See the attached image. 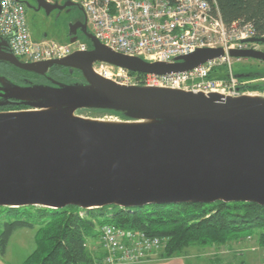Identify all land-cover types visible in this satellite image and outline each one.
Here are the masks:
<instances>
[{
  "label": "water",
  "instance_id": "water-1",
  "mask_svg": "<svg viewBox=\"0 0 264 264\" xmlns=\"http://www.w3.org/2000/svg\"><path fill=\"white\" fill-rule=\"evenodd\" d=\"M35 4L46 16L72 5L80 10L69 0ZM63 23L68 42L79 40L76 24ZM81 37L88 40L84 53L39 63L20 62L0 40V63L15 70L46 76L65 68L79 74L67 81L51 77L46 85L23 81L24 86L0 75V107L27 109L0 112L1 208L217 202L264 207V95L230 98L126 85L93 71L102 63L130 74L166 76L221 58L220 49H202L172 64L151 63L112 52L86 30ZM246 42L264 46V38ZM229 54L264 63L261 50ZM237 77L264 78L254 72ZM87 111L111 113L115 120L79 116Z\"/></svg>",
  "mask_w": 264,
  "mask_h": 264
},
{
  "label": "built area",
  "instance_id": "built-area-1",
  "mask_svg": "<svg viewBox=\"0 0 264 264\" xmlns=\"http://www.w3.org/2000/svg\"><path fill=\"white\" fill-rule=\"evenodd\" d=\"M69 1L85 15L91 35L116 54L172 64L178 57H187L202 49L222 51L221 58L187 72L144 75L147 82L139 85L206 95L216 93L230 98L264 95V78L237 77L244 72H236L234 63L243 59L229 54L260 50V45L246 42L259 36L248 22L237 20L226 25L208 0ZM0 40L6 41L9 52L24 63L62 60L73 52L88 50L87 44L79 40L58 44L31 39L25 7L17 0H0ZM93 71L118 83L137 84L131 81L127 71L110 65L96 63ZM99 232L102 264H142L161 252L165 243L162 239L147 238L143 233L123 232L110 226H103Z\"/></svg>",
  "mask_w": 264,
  "mask_h": 264
},
{
  "label": "trees",
  "instance_id": "trees-1",
  "mask_svg": "<svg viewBox=\"0 0 264 264\" xmlns=\"http://www.w3.org/2000/svg\"><path fill=\"white\" fill-rule=\"evenodd\" d=\"M208 2L218 10L226 25L242 20L252 25L257 36L264 37V0ZM53 71L60 81L79 77L77 72L72 77L61 69ZM254 74L264 76V71L258 70ZM129 75L142 76L134 73ZM18 109L27 110L25 107ZM113 115L124 118L119 114ZM103 226L162 239L165 241L162 251L151 257H156L155 260L181 257L187 248L219 247L233 240L248 238L254 232H257L259 245L264 248V207L254 203H183L125 209L109 206L91 210L70 206L56 210L0 207V257L5 256L11 235L25 228L35 229L36 248L22 264H102L101 251L90 250L87 242H98L99 231Z\"/></svg>",
  "mask_w": 264,
  "mask_h": 264
},
{
  "label": "rangeland",
  "instance_id": "rangeland-1",
  "mask_svg": "<svg viewBox=\"0 0 264 264\" xmlns=\"http://www.w3.org/2000/svg\"><path fill=\"white\" fill-rule=\"evenodd\" d=\"M23 1V0H22ZM30 2V0H27ZM58 3L63 2L65 0H55ZM28 13V14H27ZM27 24L28 28L30 29L31 36L34 40L38 42V40H47V41H54L58 44H66L68 43L69 39L67 38V26L63 23L65 21L66 16L64 14L59 15L57 12H53L47 17L43 16L42 13H38L36 16L32 12H27ZM69 18L73 20H81L83 18V14H81L80 10L77 7L71 9L70 13L68 14ZM88 31L91 34V29L88 27ZM45 35V39L44 36ZM79 41L86 42L88 44V40L85 37H81V35H77ZM260 49L264 50V46L260 45ZM258 62L246 59L242 60L239 63H234V70L236 72H256L261 70L259 68ZM122 73V72H121ZM125 75L124 73H122ZM131 81L137 84H143V82H147L146 77L143 75L141 77H137L135 75H131ZM76 78H79L76 76ZM80 117L83 118H92V119H102L104 121L115 120L114 117H109V115H103L100 113H94L91 111L81 112L79 113ZM25 237H28V234L24 232ZM20 234V233H18ZM257 232H254L252 236H248V238H244L242 240H233L229 243L219 246V247H207V248H187L185 253H187L188 263L190 264H264L263 259V251L262 248L258 243V237L256 236ZM20 236V235H17ZM23 236V235H21ZM19 237H15L12 239L11 244L8 246V253L7 262L13 264V260L10 261L9 258H12V255H16L18 248L20 246L19 241L24 243L23 239H18ZM26 240V239H25ZM12 245V247H11ZM30 249L26 252H32L35 250V242H30ZM6 253V254H7ZM25 254V253H24ZM27 254V253H26ZM0 257V262L3 261Z\"/></svg>",
  "mask_w": 264,
  "mask_h": 264
},
{
  "label": "flooded vegetation",
  "instance_id": "flooded-vegetation-1",
  "mask_svg": "<svg viewBox=\"0 0 264 264\" xmlns=\"http://www.w3.org/2000/svg\"><path fill=\"white\" fill-rule=\"evenodd\" d=\"M21 3L24 5L25 7V15H27L28 13L27 12H32L35 16L38 14V13H42L43 16L47 17L52 14H48V16L45 15L44 11L39 9L38 8V5L35 4V0H30L27 1V0H20ZM72 3V2H71ZM75 6L72 5L71 8L69 9H66V11H62L59 13V15L61 14H65L66 12L70 13L71 9L74 8ZM27 13V14H26ZM82 14V13H81ZM65 22H67V24L69 25H74V28L77 27L76 29V34L78 35H81V31L82 30H86L87 33H89L88 31V27L89 25H87V21H86V17L85 15L83 14V18L81 20H73L72 18H69L68 15L66 16V19H65ZM28 25V24H27ZM262 52H264V50L260 49ZM20 62L24 63L23 61L19 60ZM258 63V66L259 68H261V70L264 71V63L263 62H259L257 61ZM53 70H56V69H50V71L47 72L46 76H36V75H33V74H26V73H23V72H15L12 68H10L7 64H2L0 63V75L6 79H8L10 82H12L13 84L15 85H20V86H24L23 84V81H29L30 83L32 84H42V85H46L48 83V78H53V79H56V74ZM62 72L65 74V73H68L70 74V72L68 71V69H65V68H62L61 69ZM60 72V71H59ZM76 72H73L71 75L72 77L76 76ZM57 80V79H56ZM262 92L264 93V88L262 89ZM19 107V106H18ZM18 107L14 106V105H7L6 107H0V112H6V111H18Z\"/></svg>",
  "mask_w": 264,
  "mask_h": 264
},
{
  "label": "crops",
  "instance_id": "crops-1",
  "mask_svg": "<svg viewBox=\"0 0 264 264\" xmlns=\"http://www.w3.org/2000/svg\"><path fill=\"white\" fill-rule=\"evenodd\" d=\"M30 35H31V33H30ZM43 37L45 39V35ZM31 39H33L32 36H31ZM34 41H36V40H34ZM38 41H40V40H38ZM24 232H26L28 234V237H25V235H24L25 233ZM18 233H20V234H18ZM17 235H20V236H17ZM21 235H23V236H21ZM15 237H19L18 239H23V237H24L26 239V240L24 239L25 245L23 246L22 245L23 242L19 241L18 243H20V246H17L18 248H16V250H17L16 255H14V256L12 255V258H9V260L10 261L13 260V264H22L24 262V260L26 259V257L29 256L34 251L33 250L31 253L30 252H26L27 250H29L31 248L30 247V242H33V243L35 242V229L31 230V229L23 228L21 230L15 231L11 235V239H10V241H9L7 247H6L7 250H8V246L12 242V239H14ZM13 242H12V244H13ZM87 244H88V247H89L90 250H96V251L100 250L98 242H95V241L92 240V241H88ZM11 247H12V245H11ZM187 255L188 254L185 253L181 257H174L172 259H162V260H155L156 257L154 259H152L153 258L152 257L150 261H147V262L142 263V264H190V263H188L187 259H188L189 256H187ZM7 256H8V253L5 254V256H3L1 258V259H3V261H1L0 264H10L9 262H7V259H6Z\"/></svg>",
  "mask_w": 264,
  "mask_h": 264
}]
</instances>
